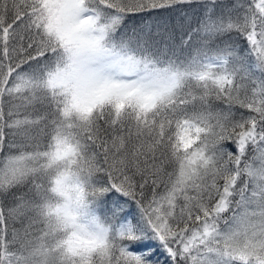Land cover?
<instances>
[{
	"label": "snow or ice",
	"instance_id": "obj_1",
	"mask_svg": "<svg viewBox=\"0 0 264 264\" xmlns=\"http://www.w3.org/2000/svg\"><path fill=\"white\" fill-rule=\"evenodd\" d=\"M0 264H264V0H0Z\"/></svg>",
	"mask_w": 264,
	"mask_h": 264
},
{
	"label": "trees",
	"instance_id": "obj_2",
	"mask_svg": "<svg viewBox=\"0 0 264 264\" xmlns=\"http://www.w3.org/2000/svg\"><path fill=\"white\" fill-rule=\"evenodd\" d=\"M169 18L168 14H165L164 17H162L161 19H167ZM155 19V18H153ZM143 25L141 24V20H140V17L137 16L135 17L131 22H130V29L132 27H135V28H139V27H142ZM229 147H231V145H229ZM16 227H20L19 224L16 225Z\"/></svg>",
	"mask_w": 264,
	"mask_h": 264
}]
</instances>
